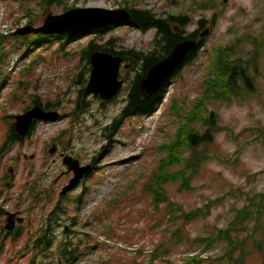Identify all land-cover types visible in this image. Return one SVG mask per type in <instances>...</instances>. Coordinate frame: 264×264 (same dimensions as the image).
<instances>
[{
	"label": "rangeland",
	"instance_id": "rangeland-1",
	"mask_svg": "<svg viewBox=\"0 0 264 264\" xmlns=\"http://www.w3.org/2000/svg\"><path fill=\"white\" fill-rule=\"evenodd\" d=\"M86 8L143 9L160 18L184 14L192 21L184 35L196 31L201 19L211 32L196 60L169 81L149 111L123 117L140 67H122L123 88L104 101L81 94L90 77L81 51L91 41L113 40L118 51L153 52L157 29L122 25L103 36L80 31L43 41L14 35L28 25L43 26L48 14ZM218 47H228L234 62L244 61L254 90L232 101L205 102L199 113L214 112L222 128L213 144L202 147L212 157L192 181L193 190L166 186L185 211L211 205L187 227L191 239L227 229L237 209L258 202L246 194L264 193V0H0V264H186L196 255L197 264H230L243 253L239 264H264V200L258 202L259 226L255 216L245 231L231 232L235 252L226 242L208 249L189 240L174 247L168 260L153 262L160 253L138 251H152L172 228L169 219L156 226L165 209L156 210L147 187L167 155L163 147L181 127L207 129L193 115L206 83L217 76L212 61ZM35 100L59 117L38 123L22 143L1 151L15 117ZM79 101L88 107L79 108ZM66 157L90 168L69 190L75 173ZM8 213L24 219L11 232L5 229ZM46 231L52 246L44 249L36 242ZM62 246L72 253L69 260L58 252Z\"/></svg>",
	"mask_w": 264,
	"mask_h": 264
},
{
	"label": "trees",
	"instance_id": "trees-1",
	"mask_svg": "<svg viewBox=\"0 0 264 264\" xmlns=\"http://www.w3.org/2000/svg\"><path fill=\"white\" fill-rule=\"evenodd\" d=\"M132 15V26H135L141 30H147L149 28H156L157 34L155 37L156 49L153 52L141 53L135 50H121L118 51L113 44V40H110L104 44H98L95 41H91L81 51L82 61L85 62V69L88 72L91 71L90 58L92 53L96 51H104L113 55L121 56L126 64L131 69L140 67V74L136 80L130 85L128 106L124 110L123 117L131 115H141L149 111L153 102L158 99L162 91L156 97L152 99H146L140 89V82L147 72L162 59L166 58L174 49V47L181 41L188 39H196L200 31L197 30L188 35H184L186 29L192 23L184 14L177 16H170L168 18L157 17L154 13L143 9L130 8ZM215 23V19H213ZM200 28H203L206 24V20L201 19L198 21ZM178 28L179 31H175ZM106 30L98 31L99 34H105ZM40 39L48 40V37L40 36ZM204 45L201 41L197 48L190 54L185 66L193 63L196 60L197 54L200 48ZM214 59L212 61L215 74L217 75L211 82L206 84V92L204 97L198 103V111H196L193 117H197L202 120L208 127L205 132L201 133L195 129L191 124L181 127L176 135V139L169 145H165L163 148L166 151V157L161 160L157 171L153 176L152 183L147 187L149 194L151 195V202L157 209H165V218L162 223L156 226L163 227L164 221L169 219L172 221V228L167 227L164 231V236L152 251H147L146 248H140L138 251L151 252L152 254L160 253V257L154 258L152 261L155 262L158 259L168 260L172 249L184 241H191L195 245H202L211 249L216 241L226 242L230 249L235 252L236 242L231 236V232H238L239 230L245 231L248 228L249 222L257 217L258 226L261 221V203L258 202L264 200V193L256 197H252L249 194L246 196L250 200L259 199L258 202L249 203L246 207L236 210V215L230 222L227 229L219 230L214 236L210 235L207 237H196L191 239L187 232V227L196 221L200 215L206 214L207 209L211 205H207L204 210L203 208H197L191 211H185L184 207L175 202L170 196L166 189L169 184L180 183L182 190H193L192 181L196 178L203 166L211 159V155L207 150H202V147L211 145L215 142L216 133L221 131L222 128L218 126L216 114L214 112H208L205 110L206 115L199 113V110L205 106V102L209 99H215L219 101H232L235 98H242L245 94H251L253 92V83L249 81L248 70L244 64H236L233 61L231 51L228 47H218L215 49ZM179 71L175 77L181 74ZM239 86H243L242 89ZM84 95V90L81 91ZM39 104V102H37ZM87 102L79 101V108L88 107ZM46 109H51L49 105L45 106ZM207 116V117H203ZM196 119H190V123H193ZM32 134V133H31ZM30 134V135H31ZM24 138L18 136L12 127L10 132L7 134L4 144L2 145L1 151H5L8 144L22 143ZM211 202L210 204H212ZM113 229H111V232ZM110 234L108 238H110ZM36 245L49 248L52 246V239L46 231L42 238H40ZM259 249L261 244L257 243ZM61 257L69 260L67 256H71V252L67 251L65 247H60L58 250ZM245 253L241 257L235 258L234 256L230 259V264H239L244 259ZM197 255L191 259L185 261L186 264H197ZM167 264H174L172 261H167Z\"/></svg>",
	"mask_w": 264,
	"mask_h": 264
},
{
	"label": "water",
	"instance_id": "water-1",
	"mask_svg": "<svg viewBox=\"0 0 264 264\" xmlns=\"http://www.w3.org/2000/svg\"><path fill=\"white\" fill-rule=\"evenodd\" d=\"M228 0H225L227 2ZM132 15L126 9L105 10L99 8L71 10L60 16L48 15L44 25L40 28L31 26L20 29L15 35L27 36L35 35H64L83 30H98L112 26L126 25L131 21ZM210 29H206L201 37L210 34ZM196 40H185L178 43L172 53L164 60L157 63L150 69L147 76L141 81V92L146 98H152L164 87L169 79L180 70L186 62L190 53L196 48ZM123 58L106 52H95L91 55L92 72L86 94L101 96L104 100L113 99L122 89L123 82L119 81V72ZM59 117L58 113L48 112L40 106H35L25 114L16 117L15 129L17 134L26 136L38 121H52ZM54 148L51 153H55ZM64 163L70 171H74L75 179L73 186L89 171V168H82L77 160L67 157ZM15 214L9 215V225L7 229H14L12 221ZM22 222V220H19Z\"/></svg>",
	"mask_w": 264,
	"mask_h": 264
},
{
	"label": "bare ground",
	"instance_id": "bare-ground-1",
	"mask_svg": "<svg viewBox=\"0 0 264 264\" xmlns=\"http://www.w3.org/2000/svg\"><path fill=\"white\" fill-rule=\"evenodd\" d=\"M94 33H97V32H94ZM97 34H99V33H97ZM203 46H204V45H203ZM203 46H202V47H203ZM202 47H201V48H202ZM116 161H118V159H116L115 162H116Z\"/></svg>",
	"mask_w": 264,
	"mask_h": 264
},
{
	"label": "flooded vegetation",
	"instance_id": "flooded-vegetation-1",
	"mask_svg": "<svg viewBox=\"0 0 264 264\" xmlns=\"http://www.w3.org/2000/svg\"><path fill=\"white\" fill-rule=\"evenodd\" d=\"M249 79V78H248ZM249 81H250V79H249Z\"/></svg>",
	"mask_w": 264,
	"mask_h": 264
}]
</instances>
